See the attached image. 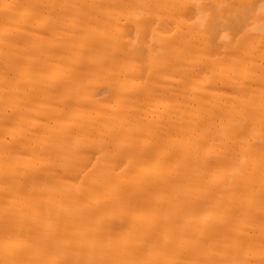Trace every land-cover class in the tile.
I'll return each instance as SVG.
<instances>
[{
  "label": "bare ground",
  "instance_id": "bare-ground-1",
  "mask_svg": "<svg viewBox=\"0 0 264 264\" xmlns=\"http://www.w3.org/2000/svg\"><path fill=\"white\" fill-rule=\"evenodd\" d=\"M0 264H264V0H0Z\"/></svg>",
  "mask_w": 264,
  "mask_h": 264
}]
</instances>
